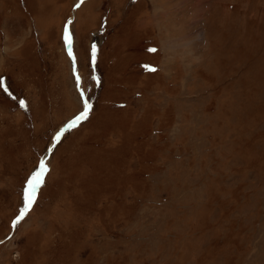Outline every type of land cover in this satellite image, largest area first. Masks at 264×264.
<instances>
[{
	"label": "rangeland",
	"instance_id": "374dc122",
	"mask_svg": "<svg viewBox=\"0 0 264 264\" xmlns=\"http://www.w3.org/2000/svg\"><path fill=\"white\" fill-rule=\"evenodd\" d=\"M0 264H264V0H0Z\"/></svg>",
	"mask_w": 264,
	"mask_h": 264
},
{
	"label": "snow or ice",
	"instance_id": "6c2138e0",
	"mask_svg": "<svg viewBox=\"0 0 264 264\" xmlns=\"http://www.w3.org/2000/svg\"><path fill=\"white\" fill-rule=\"evenodd\" d=\"M65 40L67 44L69 45L71 44V36L67 32V30L65 31ZM152 51H155V50L153 49ZM151 70L155 71V69H151ZM89 107L90 105L86 103L85 111L81 113L79 117H77V120H82L87 117V112H88ZM59 136H60V133L57 134V137H56L57 140L59 139ZM46 170H47L46 165L44 161L41 160L38 171H36L30 178V180L28 181V185L25 190V208L21 211L20 216H17L16 221L13 222L14 224L18 222L20 219H22L25 212L31 207L32 203L34 202L36 188L40 183H42V177L44 176V173L46 172Z\"/></svg>",
	"mask_w": 264,
	"mask_h": 264
},
{
	"label": "trees",
	"instance_id": "16d2710c",
	"mask_svg": "<svg viewBox=\"0 0 264 264\" xmlns=\"http://www.w3.org/2000/svg\"><path fill=\"white\" fill-rule=\"evenodd\" d=\"M59 127H60V126H59ZM59 127H58V128H59ZM58 128H57V129H58ZM57 129H56V130H57ZM56 130H55V131H56ZM55 131H54V133H55ZM54 133H53V135H54ZM52 138H53V136H52ZM51 142H52V139L50 140V142H49L48 144L50 145ZM49 145L47 146V149H48ZM47 149H46V151H47ZM46 151H45V153H46ZM45 153H44V154H45ZM44 154H43V155H44ZM43 155H42V156H43ZM42 156H41V157H42ZM41 157H40V158H41ZM40 158H39V160H40ZM38 164H39V162H37V165H38ZM38 196H39V195H38Z\"/></svg>",
	"mask_w": 264,
	"mask_h": 264
},
{
	"label": "water",
	"instance_id": "95a60500",
	"mask_svg": "<svg viewBox=\"0 0 264 264\" xmlns=\"http://www.w3.org/2000/svg\"><path fill=\"white\" fill-rule=\"evenodd\" d=\"M80 120H75V121H73L72 123H70V124H68V126L66 127V128H69L70 126H72V125H74V124H76V123H78Z\"/></svg>",
	"mask_w": 264,
	"mask_h": 264
},
{
	"label": "crops",
	"instance_id": "0c3cea01",
	"mask_svg": "<svg viewBox=\"0 0 264 264\" xmlns=\"http://www.w3.org/2000/svg\"><path fill=\"white\" fill-rule=\"evenodd\" d=\"M184 53H185V51H184Z\"/></svg>",
	"mask_w": 264,
	"mask_h": 264
}]
</instances>
